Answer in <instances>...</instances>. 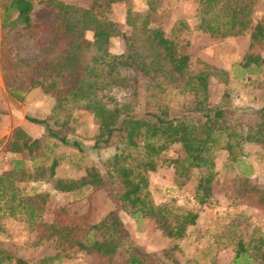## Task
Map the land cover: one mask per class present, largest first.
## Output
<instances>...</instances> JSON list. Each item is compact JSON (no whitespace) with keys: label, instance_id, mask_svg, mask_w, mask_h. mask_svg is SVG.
I'll list each match as a JSON object with an SVG mask.
<instances>
[{"label":"trees","instance_id":"obj_1","mask_svg":"<svg viewBox=\"0 0 264 264\" xmlns=\"http://www.w3.org/2000/svg\"><path fill=\"white\" fill-rule=\"evenodd\" d=\"M38 1L56 10L46 26L51 34L47 40L35 36L33 0H0V69L6 90L20 102L35 87L53 98L46 117H27L41 127L39 136L29 138L16 126L5 145V151L18 156L11 159L10 169L0 172V235L5 231L4 219L11 216L35 230L39 239L53 240L56 251L37 264H59L76 252H82L90 264H180L172 255L176 246L158 255L134 244L119 213L138 223L152 219L166 237L182 239L195 224L198 210L155 202L148 189V172L166 161L161 156L172 145L179 144L182 155L169 163L178 178L189 179L193 169L202 170L195 178L194 199L199 205L207 204L216 175V150L225 151L232 166L241 163L246 143L264 148V107L254 112V124L244 127L230 92L210 103V77L226 82L229 74L209 65L191 71L189 55L152 22L161 0H146L143 13L127 8L126 30L108 15L111 5L122 0H90L87 7L67 0ZM195 1L198 29L218 36L250 30L249 51L235 63V69L241 76L258 72L264 59L250 49L264 46V20L252 23L256 0ZM187 29L186 22L178 19L172 36ZM116 36L124 41V52L109 49L110 39ZM170 89L183 97L181 115L170 113L166 100ZM77 110L99 118L91 146L96 160L83 167L78 178H58L51 188L62 193L84 187L101 189L114 208L96 223L88 222L87 214L72 221L63 219L64 209L48 222L43 214L49 193L37 186L49 184L61 161L49 144L82 151L71 138ZM19 182L31 183V191L20 195ZM235 189L264 209V186L246 170L238 176ZM251 249L242 239L236 240L229 264H264V237L257 238ZM0 264L29 263L0 249Z\"/></svg>","mask_w":264,"mask_h":264},{"label":"rangeland","instance_id":"obj_2","mask_svg":"<svg viewBox=\"0 0 264 264\" xmlns=\"http://www.w3.org/2000/svg\"><path fill=\"white\" fill-rule=\"evenodd\" d=\"M31 11L32 22L37 25V39L47 40L50 32L47 25L53 21L55 9L38 0H33ZM84 7L90 0H67ZM152 13V22L162 28L167 37H174L182 52L190 57L191 71L201 70L204 65L226 70L228 80L223 82L218 77H210V103L215 104L224 92H230L231 104L240 109V123L244 127L254 124V112L264 107V62L258 72L239 75L235 63L249 51L250 30L242 34L218 36L211 35L197 28L199 21L198 8L195 0H161ZM143 13L147 10L146 0H122L111 5L108 13L119 28L124 26L126 9ZM182 19L188 25L187 30L172 36L174 22ZM264 20V0H256L253 22ZM112 52L125 51L124 41L120 36L112 37L109 43ZM250 51L260 54L264 59V46L255 45ZM249 77V79H247ZM0 69V172L11 168V159L18 154L4 150L14 127H22L29 138L40 135L41 127L30 122L27 117H46L53 105V98L39 87L30 89L20 102L9 95ZM18 79L14 81L17 86ZM23 94V92L21 93ZM167 103L171 115L183 113V97L176 89L167 93ZM99 118L85 110L74 112L72 139L77 140L82 151L69 145L57 144L51 148L53 154L61 158L55 175L49 184L37 186L49 193L43 218L51 222L57 215L56 211L64 209L60 215L67 220H76L79 216L88 215V222L100 221L114 208L112 199L101 189L84 187L80 190L62 193L51 188L58 178H78L82 169L96 160L91 149L93 137L97 133ZM49 153V150L46 151ZM241 163L230 165L227 154L223 150L214 153V169L216 175L212 182V196L207 204L199 205L194 199L195 178L202 170H192L191 177L178 178L169 160L182 155L179 144L172 145L161 157V162L154 171L148 172V189L153 200L169 202L173 207L198 210L195 224L189 226L182 239L172 240L166 237L152 219L136 222L133 218L120 212V218L130 233L134 244L147 252L158 255L167 248L175 247L173 257L180 264H229L235 255L234 242L242 239L251 246L259 237H264V209L256 207L245 196L236 193L235 184L238 176L247 171L251 178L264 186V148L254 142L244 145ZM19 193L30 192L31 183H17ZM5 231L0 235V249L25 259L29 264H37L41 257L56 251L53 240L39 239L35 230L30 229L18 218L7 216L4 219ZM251 240V242H250ZM59 264H90L82 252L71 254Z\"/></svg>","mask_w":264,"mask_h":264}]
</instances>
